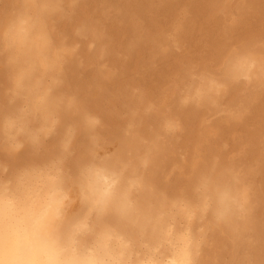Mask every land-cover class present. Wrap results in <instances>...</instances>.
<instances>
[{"label":"clouds","instance_id":"1","mask_svg":"<svg viewBox=\"0 0 264 264\" xmlns=\"http://www.w3.org/2000/svg\"><path fill=\"white\" fill-rule=\"evenodd\" d=\"M80 2L16 0L0 21V67L7 72L0 92V264H200L211 234L243 236L250 188L239 170L220 169L215 158L175 193L162 189L152 178L158 145L179 140L184 127L141 87L126 89L119 137L105 135L102 116L68 86V69L93 67L102 80L113 79L107 34L88 22L75 25L72 38L56 27ZM247 78L245 61L231 62V83ZM227 92L226 83L191 68L177 104L216 106ZM153 115L159 124L143 135Z\"/></svg>","mask_w":264,"mask_h":264},{"label":"bare ground","instance_id":"2","mask_svg":"<svg viewBox=\"0 0 264 264\" xmlns=\"http://www.w3.org/2000/svg\"><path fill=\"white\" fill-rule=\"evenodd\" d=\"M15 7L16 0H0V21ZM81 22L107 34V62L117 75L104 81L93 67L70 66L68 86L102 116L109 139L120 135L117 113L126 89L141 87L162 115L177 117L184 127L179 140L158 145L152 178L162 189L175 193L215 158L220 169L239 170L250 188L252 214L243 236L211 234L200 264H264V0H81L72 19L56 27L72 38ZM81 52L94 63L86 48ZM237 59L245 61L248 78L233 84L228 74ZM191 68L228 85L218 105L178 107ZM6 85L0 67V92ZM159 120L148 118L141 133L151 135Z\"/></svg>","mask_w":264,"mask_h":264}]
</instances>
